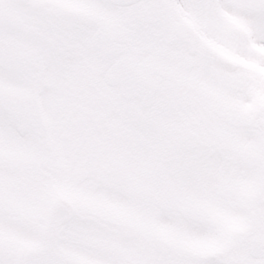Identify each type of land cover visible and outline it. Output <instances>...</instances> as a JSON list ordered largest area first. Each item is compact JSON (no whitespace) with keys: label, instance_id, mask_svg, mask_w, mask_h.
Returning <instances> with one entry per match:
<instances>
[{"label":"snow or ice","instance_id":"snow-or-ice-1","mask_svg":"<svg viewBox=\"0 0 264 264\" xmlns=\"http://www.w3.org/2000/svg\"><path fill=\"white\" fill-rule=\"evenodd\" d=\"M0 264H264V0H0Z\"/></svg>","mask_w":264,"mask_h":264}]
</instances>
